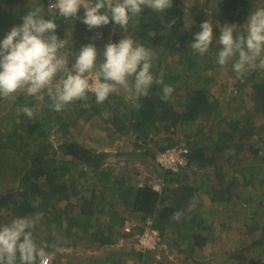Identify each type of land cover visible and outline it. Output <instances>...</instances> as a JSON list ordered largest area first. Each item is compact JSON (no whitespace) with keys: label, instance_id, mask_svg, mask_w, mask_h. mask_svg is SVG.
I'll use <instances>...</instances> for the list:
<instances>
[{"label":"trees","instance_id":"1","mask_svg":"<svg viewBox=\"0 0 264 264\" xmlns=\"http://www.w3.org/2000/svg\"><path fill=\"white\" fill-rule=\"evenodd\" d=\"M4 1L6 9L1 11L2 22L4 19L12 22V19L17 18L22 24V18L29 11L42 7L46 19H56V35L60 39L65 37L69 40L70 52L76 45L77 34L83 33L87 28L80 19L76 23L72 22L74 19L67 21L74 25L72 36L68 39V35L64 33V29L69 30L67 22L58 13L55 16L48 15L46 0L35 1L33 7L28 6V3L19 7L15 4L17 0ZM176 2L178 0H173V4ZM214 2L217 5L216 15L220 20L238 25L239 32L242 31L247 14L256 7L251 0ZM137 19L138 23L130 22L128 32L110 21L108 25L100 27V35H93L91 30L84 41L95 45L108 38L111 42L118 43L128 34L138 44L151 50V70L157 76L163 73L164 84L174 89L172 98L167 102L163 101V86L154 84L147 97L138 100L135 98L128 111L122 112L119 106L124 103L112 100L113 97H118L116 94H112L103 104H97L94 95L89 93L87 101L75 102V112L79 116L82 115L79 110L92 112L86 118L77 117L76 124H85L93 116L95 120L92 124H97L98 121L101 123L106 118L100 114V106L102 110L112 111L106 120L111 121L104 125L107 133L130 132L144 143V151L154 163L156 176L146 174L145 177L134 180L123 171L111 175L112 165L106 166V161H119L116 156L101 151L90 154L89 159L83 160L68 151L67 141L55 147L46 139L45 133L38 131L42 127L40 116L29 119L25 114L17 113L21 116V122L15 125L14 120L10 119L6 131H0V183L3 178L4 181L5 178L10 181L7 186V181L2 183L3 187L0 188V224L43 213L40 223L33 229V235L38 246L55 252L47 244L42 245V241L52 240L51 236L56 240L62 237L56 243L57 247L70 244L73 237L79 236L87 246H95L97 249L115 242V236L126 237L134 233L139 221L145 223L149 219L159 236L156 248L167 241L171 244L168 245L171 249L183 254L182 260L186 264L195 261L191 259L194 255H198L200 259L193 264H208L209 258L201 251L226 224L225 221H220L218 215L225 212L232 216L236 211H242V228L251 230L247 241L242 244L239 237L240 244L236 253L227 252V257L235 258L234 264H264V259L260 260L264 255V219L261 220L264 215V199L261 197L264 192V71L253 68L242 78L251 88V97L257 98L258 102L253 108L228 115L227 108L221 102L222 98L214 96L210 89L213 61L210 62L211 59L204 56L206 53L199 55L198 52L189 50L194 42L196 33L193 32L197 25L186 26L185 19L178 13H157L147 8ZM173 19L174 24L171 23ZM207 20L209 18L204 19ZM212 25L217 26L214 23ZM5 28L0 25V41L11 31ZM201 30L199 27V32ZM211 52L212 50L207 54L210 55ZM166 56L170 57L168 60L173 62V66L167 68L169 62L164 63ZM200 60H207L208 63L204 67L199 66V62H202ZM74 62L75 55L69 59V67ZM34 101H37L34 97L19 94L13 104L18 109L22 106L29 107ZM50 103L45 93L41 106L47 110V120L53 125L58 122L61 129L65 130L62 112H69L66 107L71 104L57 112L48 106ZM137 104L139 108L135 107ZM257 117L260 122L254 124ZM198 121L211 122L212 127L202 130ZM193 123L201 129L198 131L202 138L186 135L184 140L183 137L172 135L163 138L157 136L160 128L168 132L169 129L184 128ZM254 135L258 140L251 142L250 137ZM17 136L18 140H12L17 139ZM182 141L189 147L185 169L183 167L173 172L159 168L154 161L156 152ZM85 164L90 168L87 169ZM132 173L134 178L138 171ZM182 174H185V178H182ZM148 179H161L160 188L153 189ZM200 194H205L208 204L214 205L209 211ZM123 198L125 199L122 200ZM59 202H64L61 208L56 206ZM117 204L122 207V213L126 212L125 216L116 209ZM176 212L182 214L179 221L173 219ZM248 216L250 219L245 222V217ZM124 220L129 221L130 231L120 230ZM144 223L134 233L135 240L143 231ZM227 228L226 234H230L231 229ZM135 245L126 253L132 258L133 264L154 262L151 253L156 248L143 249ZM247 251H252L253 254L247 255ZM116 254L118 253L111 252L105 256V259L109 257L108 261L104 259L101 264H127L120 255L115 257ZM87 259L92 261L88 264H94L99 258L91 256ZM70 262L71 258L61 256V264Z\"/></svg>","mask_w":264,"mask_h":264},{"label":"clouds","instance_id":"2","mask_svg":"<svg viewBox=\"0 0 264 264\" xmlns=\"http://www.w3.org/2000/svg\"><path fill=\"white\" fill-rule=\"evenodd\" d=\"M172 4L173 0H55L48 6V15L58 12L65 21L80 19L89 30L111 21L126 32L130 22L138 23L145 8L165 13ZM22 20L0 41V98L15 100L25 94L43 103L47 93L51 101L48 106L57 112L74 102L87 101L89 93L97 104L121 91L138 100L147 97L154 84L163 86V101L172 98L174 89L164 84L163 73L157 76L151 70V50L131 36H124L118 43L109 41L102 54L92 43L75 54L68 51L70 42L56 35V19H46L42 7L32 9ZM200 27L191 48L205 54L214 40L213 25L207 20ZM237 27L226 24L220 29L216 61L224 68L236 57L232 70L242 79L253 68L264 71V7L250 14L243 33H237ZM73 55L75 62L69 67ZM17 113L29 119L35 115L27 106L18 108ZM181 215L176 212L173 219L179 221ZM42 217L43 213H35L0 224V264H47L54 252L38 246L33 235Z\"/></svg>","mask_w":264,"mask_h":264},{"label":"rangeland","instance_id":"3","mask_svg":"<svg viewBox=\"0 0 264 264\" xmlns=\"http://www.w3.org/2000/svg\"><path fill=\"white\" fill-rule=\"evenodd\" d=\"M256 7H264V0H251ZM16 4V3H15ZM6 2L4 0H0V15L2 16L3 13L1 11H5L6 9ZM256 7L254 9H256ZM166 12L168 13H175L181 17H183L185 20L186 26H193L197 25V27L194 29L193 33L199 32V24L203 23L204 19L209 18V20L212 21V23L216 24L217 26L213 27V36L214 40L213 43L210 45V50H212L211 54H205L204 56L210 58V62L214 64L213 70H212V82H211V92L214 94V96H220L222 98L221 102L224 104V107L227 108L228 115H234L235 113H238L239 111L245 109V108H253V106L258 102L257 98L251 97V88L249 87V84L244 83L241 78H237L235 72L232 70V64L235 62L236 57L230 59L227 63V65L224 68H221L217 64L216 61V53L220 50V45L218 43L219 36H220V29L224 25H230L226 22H223L220 20V18L216 15L217 12V5L214 2V0H178L176 4H173L170 9H167ZM252 12H249L247 14L244 25L247 22L248 17L250 16ZM208 16V17H207ZM4 19V18H3ZM0 25L3 27H6V30H11L14 26H19L20 21L12 19V22L9 19H4V22L0 21ZM67 22V21H66ZM72 22L76 23L77 19H74ZM3 23V24H2ZM193 23V24H192ZM244 25L242 26V31L239 32V29L237 30L238 33H243L245 31ZM67 26H69V30L64 29V33L68 35V39L72 36V30L74 29V25H70V22H67ZM214 26V25H213ZM91 30L88 28H85L83 33H78L76 36V45L73 46L71 49L72 52L77 54V51L79 53L82 46L87 45V43L84 41V38L87 37L88 33ZM124 31V30H123ZM125 32V31H124ZM128 32V31H126ZM92 33L95 36H98L101 34V28H93ZM128 36V34H126ZM79 37V38H78ZM105 40V39H104ZM69 41V40H68ZM110 40L107 38L105 41L96 42L95 47L97 48L98 53L102 54L105 45ZM214 45V47H213ZM190 51L194 50L189 47ZM208 51V52H209ZM199 55H202L200 53H197ZM72 57V56H71ZM69 57V59L71 58ZM165 61H168L169 64L167 68L173 64L171 60H168L170 57L166 56ZM202 59H205L204 57H201ZM202 62H199V66H205L204 64L208 63L207 60H200ZM209 62V63H210ZM99 63V60L97 61ZM173 66V65H172ZM243 82V83H239ZM118 97H113L112 100L117 102L120 100L121 104L124 103V105H120L119 108L122 110V112H127L130 108V104L134 102L135 97L131 94L123 93V91L119 93H115ZM15 100H9L5 98H0V131L1 133L6 131V125L8 124V121L10 119L14 120L15 125L18 122H21V116L17 115V109L14 107ZM228 102V103H227ZM24 105V104H23ZM76 103H72L70 106L66 107L68 108V111L62 112V123H66L65 130L61 129V124L58 122L55 123V125L52 124L51 121H48L47 118L49 117L47 110L44 106H41V103L39 101H34L29 108H32L34 111V117H41L40 121L42 122V127L39 128L38 131H42L47 135V140L51 142L55 147L59 146V144L63 142L74 143L77 145H80L87 149L88 151V157H90V154L99 153L101 151H104L106 153H110L113 156H116L119 158L120 162L115 159L113 163H110L106 161V166H110L112 169L111 175H116L117 173H123L126 174L128 177L130 176L132 179H140L145 177L146 174L155 175V167L154 163L151 162L149 159V156L147 155V152L145 153L146 146L141 141L137 140L132 133H124V132H113L112 134H108V130L104 128L105 123L109 124L111 121H106L108 116L112 114V111H107L106 109L102 110V107L100 106V114H102L103 117L106 119L101 120L102 122L97 124H92V122L95 120V116L88 118L86 121L90 120V122H86L85 124H76L77 123V117H85L86 115L90 116L91 110H82L78 111L82 115L79 116L76 114L77 110L75 109ZM81 105V104H80ZM223 107V111L224 108ZM76 111V112H75ZM87 116V117H88ZM110 117V116H109ZM109 119V118H108ZM256 121L254 124H258L260 121V118H255ZM74 122V123H73ZM201 123L202 130L205 129L208 130L212 127L211 122H200ZM52 126H50V125ZM10 125V124H8ZM42 129V130H41ZM64 129V128H63ZM9 130V129H8ZM201 129L197 128L196 123H193L192 125H189L184 128H176V129H169L168 132H164L162 128L157 132V136L160 138L166 137V136H176V137H183L184 140H186V135H191L195 137H201L200 132L198 131ZM199 132V133H198ZM19 139V136H17V139L12 138V140L16 141ZM256 135L250 137V141L254 142L257 141ZM79 158L83 160H87L84 157H80V155H77ZM68 159L69 157L66 156ZM119 165V166H118ZM121 166V167H120ZM85 167L90 168L87 164H85ZM87 168V169H88ZM129 168H132L129 170ZM110 169V170H111ZM138 171V174L136 177L133 178V171ZM156 176V175H155ZM249 180V179H248ZM247 180V182H248ZM7 181V182H6ZM138 181V180H137ZM6 182V185L10 184V181L5 178L2 179V183ZM139 182V181H138ZM0 183V188L3 186ZM257 193V192H255ZM256 195V194H255ZM262 199H264V192L261 196ZM252 201V199H251ZM64 202L57 203V208H61L63 206ZM234 210V209H232ZM236 210H238V207H236ZM4 211V210H2ZM248 214V213H247ZM245 214V216H247ZM244 214L237 211L236 213L232 214V216H228L227 214L221 215V219H227V225L230 227L231 231L230 234H226L227 229H222L221 232L218 234H215V240L212 244L210 243V249L209 248H203L201 253L207 258L208 264H234L236 259H229L227 257V252L230 253H236L237 247L242 242V244L245 243L248 239V233L251 229H243L242 224L244 223ZM252 217V216H251ZM250 217H245V222L248 221ZM264 219V215L261 218V220ZM11 222V221H10ZM8 222V223H10ZM66 222V221H64ZM64 225V223H63ZM142 225V222L140 221L138 225L134 228V233H136L137 228ZM73 229V228H71ZM75 229V228H74ZM73 229V230H74ZM127 229V230H126ZM120 230L130 231L129 222L126 223L123 221V225L121 226ZM224 231V232H223ZM264 232V229H263ZM130 234L126 237H117L115 236L113 240L115 242L106 245L101 246L96 249L95 246H87V244L79 237L75 236L73 237V242L67 245L63 246H57L56 248H53V245L56 246V243L60 242V238L56 240L53 236H51L52 240H44L42 241V245H48L54 249V255L49 257L48 264H61V256L69 257L71 258L70 264H88L92 263V261H88L87 258L92 257H98L96 261H94V264H101L103 263L105 256H108L111 254V252H116L118 254L115 255V257H118L120 255L122 259H125V263L127 264H133L132 258H130L126 253L130 250V247H136V240L135 236L136 234ZM64 237V236H63ZM240 237V242H239ZM65 238V237H64ZM168 245H171L169 242L165 241L162 243V245L158 246L155 250V252L151 253V258L154 262L149 264H186L182 259L184 258L183 254H179L174 249H171ZM214 246V247H213ZM58 249V250H57ZM121 253V254H120ZM247 255L253 254L252 251H247ZM67 259V258H66ZM109 257L105 259L108 261ZM193 260L200 259L198 255H194ZM264 259V255L261 257L260 260ZM194 261V262H195ZM193 261L189 264H193ZM264 262V261H263Z\"/></svg>","mask_w":264,"mask_h":264},{"label":"built area","instance_id":"4","mask_svg":"<svg viewBox=\"0 0 264 264\" xmlns=\"http://www.w3.org/2000/svg\"><path fill=\"white\" fill-rule=\"evenodd\" d=\"M54 2L55 0H46V7L48 8L49 4ZM63 39L65 37L61 38V40ZM188 153L189 147L182 141L157 151L154 161L163 170L177 172L187 165ZM160 180L148 179V183L153 189L158 190L161 185ZM138 184L141 185V182H138ZM158 239V232L151 226V221L147 219L144 223L143 231L136 237V244L143 249H154L157 246Z\"/></svg>","mask_w":264,"mask_h":264},{"label":"crops","instance_id":"5","mask_svg":"<svg viewBox=\"0 0 264 264\" xmlns=\"http://www.w3.org/2000/svg\"><path fill=\"white\" fill-rule=\"evenodd\" d=\"M35 1H37V0H17L15 3H16V5L17 6H23V4H25V3H28V6H30V7H33V6H35ZM182 169V168H181ZM184 169H185V167H184ZM182 178H185V174H182ZM133 181V180H132ZM201 195V199L203 200V204H205V205H208V207H205L208 211H209V209H210V207H213L214 205H212V204H208L209 203V201H208V198L206 197V195L205 194H200ZM125 198H123L122 200H124ZM116 209H118L120 212H121V214H123V216H125V214H126V212L125 213H122V207H120V205H118L117 204V206H116ZM204 209V208H203ZM233 212V211H232ZM237 212V211H236ZM235 212V213H236ZM240 213H242V211H239ZM225 215L226 213L225 212H222V214H219L218 215V218L219 219H221V215ZM229 216V215H228ZM220 221H225L226 222V224L225 225H227V219H221ZM124 222H126V223H128L129 221L128 220H124ZM140 222V221H139ZM138 222V223H139ZM144 223V222H143ZM142 223V224H143ZM214 225H215V223H213ZM214 225H213V227H214ZM225 225H224V227L222 228V229H228L227 227H228V225H227V227H225ZM143 227H144V225H143ZM216 229V228H215ZM244 229V228H243ZM127 230V229H126ZM214 240H215V238H212V239H210V242H212V244H213V242H214ZM214 247V246H213ZM204 248H209L210 249V244L208 243Z\"/></svg>","mask_w":264,"mask_h":264},{"label":"water","instance_id":"6","mask_svg":"<svg viewBox=\"0 0 264 264\" xmlns=\"http://www.w3.org/2000/svg\"><path fill=\"white\" fill-rule=\"evenodd\" d=\"M73 147L79 148L81 151L78 149V153H75V152L73 153V152L71 151V149H72ZM67 148H68V151H69L70 153H72L73 155H77V154H78V155H80V157H82L83 155L80 154L79 152H83V151H85L86 153L88 152L86 148H84V147H82V146H80V145L74 144V143H70V144H68V145H67ZM81 155H82V156H81Z\"/></svg>","mask_w":264,"mask_h":264},{"label":"flooded vegetation","instance_id":"7","mask_svg":"<svg viewBox=\"0 0 264 264\" xmlns=\"http://www.w3.org/2000/svg\"><path fill=\"white\" fill-rule=\"evenodd\" d=\"M78 149L79 148H76V147H73L72 149H71V151L74 153H78ZM80 150V149H79ZM81 151V150H80ZM80 154H82L81 156L82 157H84L85 159H89V157H88V152L86 153L85 151H83V152H79ZM78 155V154H77Z\"/></svg>","mask_w":264,"mask_h":264}]
</instances>
